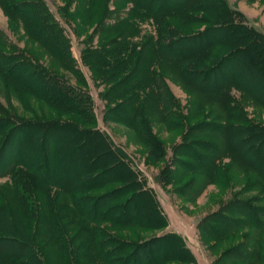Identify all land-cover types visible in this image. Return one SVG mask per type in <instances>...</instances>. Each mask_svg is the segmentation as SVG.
<instances>
[{
    "label": "trees",
    "instance_id": "1",
    "mask_svg": "<svg viewBox=\"0 0 264 264\" xmlns=\"http://www.w3.org/2000/svg\"><path fill=\"white\" fill-rule=\"evenodd\" d=\"M60 1L61 17L77 38L83 25L93 27L81 40L80 59L103 87L104 121L130 131L148 150V165L165 164L162 185L192 199L208 184L228 186L236 173L247 192L261 195L229 199L198 229L218 244L234 242L238 230L263 229L264 126L246 120L229 91L264 109L234 75L236 69L242 75L234 67L241 61L264 81V36L224 0ZM0 8L37 47L17 49L0 33V178H6L0 185V245L16 250L0 255V264H196L177 233L143 236L163 231L167 219L126 153L97 128L69 40L42 0H0ZM144 20L151 30L142 35L137 23ZM213 34L218 37L206 39ZM172 78L196 104L190 98L179 105L166 84ZM153 124L180 136L170 163ZM232 133H245L243 145L256 164L233 151ZM210 136L224 146L217 149ZM222 158L230 163L220 164ZM44 168L48 173L41 174ZM67 171L74 183L62 178ZM189 174L193 178L185 180ZM240 237L220 261L264 264V240Z\"/></svg>",
    "mask_w": 264,
    "mask_h": 264
},
{
    "label": "rangeland",
    "instance_id": "2",
    "mask_svg": "<svg viewBox=\"0 0 264 264\" xmlns=\"http://www.w3.org/2000/svg\"><path fill=\"white\" fill-rule=\"evenodd\" d=\"M171 1L176 2L178 0ZM224 1L227 3L229 8L240 13L249 26L264 36V0ZM42 2L45 5L46 11L56 20V22H58L69 40L72 58L74 59L76 66L86 83V92L88 93L91 100L92 113L94 115L97 128L107 135L110 142L115 147L121 148L126 153L132 166L145 180L146 187L153 191L159 207L167 219L168 225L163 231L160 233L158 231L144 233L143 236L148 237L157 233L162 234L165 232H175L183 239L185 246L195 258L196 264H237L236 261H229L232 258H229V260L220 261L219 257L224 250H227L233 245L241 242V234L248 235L251 240L253 239V243L255 244L257 241L260 242V239L264 240V228L250 229V227H248L238 230V235H236L237 237H234V242L218 244L208 240L206 231H201L198 229V223L210 214L217 212L229 199H234L235 201H248L253 197L259 198L261 195L257 194L255 190L251 189L247 192L246 189L243 188V176L236 173H232L230 179L228 177V186L226 184H208L204 188H201L200 192L192 199H184L175 194L173 191L175 188L174 186L162 185L159 182V180H161L160 169H163L165 164L158 163L155 166L148 165L146 160L148 150L138 144V141L135 139V137H133L130 131H127V129L122 125L107 122L103 119L105 104L100 98L103 87L101 84L95 83L92 80L90 72L86 67L83 66V63L80 59V51L84 47L81 40H83L86 35H89L92 32L93 27L91 25H87L86 27L83 25V27L80 29V37L77 38L73 34L74 27L71 22H67L61 17L60 10L63 8L62 1L42 0ZM108 7L110 11L113 10L111 3L108 4ZM84 13L85 9L81 7V9H79V14L84 15ZM137 26L141 29L142 35L149 33L151 30L150 22H148V20L138 22ZM0 33L8 43L15 46L17 49L34 50L37 48L35 44L28 41L21 24L9 21L2 12L1 8ZM216 37H218V35L213 34L212 37L208 36L206 39L211 40L215 39ZM133 40L134 42H138L139 37ZM93 45H95V42H93ZM193 47H195V45H193ZM42 62L45 64V59H42ZM236 65L241 69L242 75H240L236 69L234 73L235 81L246 88L261 102H264V81L254 78V76L249 73L247 65L242 64L241 61L238 62V64L235 63L234 67ZM64 77L65 81L70 86L75 87L74 78H72L68 73H65ZM166 84L170 93L179 102L181 107L186 106L187 101L190 98L195 100L194 104H196L197 98L194 95L190 96V93L187 91L185 86L178 83L177 80H174L173 78L167 79ZM229 92L236 105H238V107L242 110L246 120L252 124L264 126V109L261 108V106L256 105L250 100V97L240 94L237 90L231 89ZM1 102L3 103L2 98ZM152 133L156 134L157 137L164 143L166 149L164 161L170 163L172 158L171 145L174 142L180 141L179 134L167 133L158 124L152 125ZM191 134H196L198 136L197 131ZM129 135L130 137H128ZM217 137L218 136H210L209 139H213L214 145L217 149H219L224 146V143H222V140ZM227 138L228 144L231 145L233 151L241 156L242 160L252 161V151L248 150L249 148L246 149V145H243L244 143L242 142V140L245 138V133L228 134ZM219 163L226 165V163L229 164L230 162L227 158H222L220 159ZM253 163L256 164L257 162L254 160ZM172 167L173 166H171L170 169L173 170ZM40 173H48V169L44 168V170H42V172L40 171ZM193 176V174L186 175L185 180L191 179ZM62 178L67 179L71 183H74L76 180V177H74V173L72 171L65 172V175ZM5 179L6 178H0V185L4 184ZM131 207L132 209L134 208L133 206ZM258 207H264V203L259 204ZM135 209L134 211H136ZM262 220L264 221V219ZM250 242L251 241L248 242V246H252ZM13 251H16L13 247L8 245H0V255H6L7 253Z\"/></svg>",
    "mask_w": 264,
    "mask_h": 264
}]
</instances>
